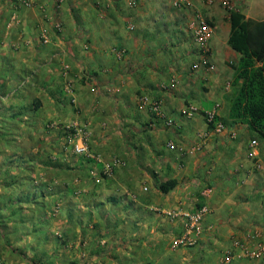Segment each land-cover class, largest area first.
<instances>
[{
    "label": "crops",
    "instance_id": "0c3cea01",
    "mask_svg": "<svg viewBox=\"0 0 264 264\" xmlns=\"http://www.w3.org/2000/svg\"><path fill=\"white\" fill-rule=\"evenodd\" d=\"M158 1L62 0L60 4L55 0H33L35 7L18 4L10 8L8 15L1 12L0 50L3 39L11 43L10 48L5 43L6 48L0 51V98L11 103L8 123L16 127L17 134L30 135L41 131L42 123L48 119L58 118L66 123L72 119L86 121L93 149L101 154L92 174L86 171L85 176L73 174L72 167L65 165L51 169L50 159L37 155L9 159L0 172V258L6 264H264L263 258L250 259L238 246L241 242L255 248L264 243V156H248L253 139L250 129L228 118L233 95L231 64L240 57L227 43L229 20L223 36L216 33L211 41L209 56L214 68L193 67L199 55L187 46L172 48L167 53L156 47L154 52H159L160 60L143 67V26L132 33L126 30L123 43L129 47L130 56L138 57L141 64L136 73L139 77L133 81L136 89L162 99L166 118L172 120L166 131H151L149 127L143 140L138 141L143 151L158 150L161 160L150 161L128 152L131 146L122 132L127 116L119 107L127 97H118L116 101L103 96V91L94 89L95 84H85L81 79L80 67L100 71L104 52L110 47L106 43L119 36L121 13L129 11L126 19L141 24L143 6H157ZM80 3L82 28L98 50H87L81 41L86 35L78 30L69 8ZM236 7L247 17L264 19V0H238ZM12 14L18 15L19 24H15L18 20ZM160 15L163 22L171 20L162 9ZM52 16L63 22L59 34L48 24ZM181 21L177 19L176 23ZM43 35L51 41L42 44ZM67 62L73 67L72 79L81 81L76 85V106H81V114L66 115L65 106L58 103V88L49 87L53 75L60 73ZM41 73L46 77L41 78ZM99 76L104 74L98 73ZM121 78L124 86L126 79ZM32 92H37L35 95L41 96L38 98L42 101L34 115L22 109L33 104ZM189 104L198 108L197 115L184 112ZM217 104L218 114L227 125L222 133L212 131L206 120L208 111ZM15 112L21 114L13 118ZM146 114L143 118L148 124L154 115L144 111L143 115ZM164 123L165 119L157 124ZM53 130L63 135L65 132L58 127ZM207 130L210 132L206 135ZM170 141L183 146L200 144L202 148L196 154L182 153L169 148ZM21 142L30 149L26 140ZM262 147L260 144L261 150ZM2 161L3 158L0 165ZM59 162L63 166V159ZM78 162L79 157L75 165ZM257 162L261 163L257 166ZM107 163L113 164L114 171L105 178L100 176V169ZM36 164L41 168L37 170ZM172 178L177 179V185L162 192L160 183ZM204 204L211 212L206 217L203 235L193 246H174L175 236L184 230L181 220L170 212H196ZM228 252L229 263L223 261Z\"/></svg>",
    "mask_w": 264,
    "mask_h": 264
},
{
    "label": "rangeland",
    "instance_id": "374dc122",
    "mask_svg": "<svg viewBox=\"0 0 264 264\" xmlns=\"http://www.w3.org/2000/svg\"><path fill=\"white\" fill-rule=\"evenodd\" d=\"M77 1H79V0H77ZM81 1L83 2L84 0H81ZM134 1H137V0H134ZM237 1L238 0H184V1H180V0H159L157 6H147V7L143 6V23H141V24H140V22L138 24L137 22H135L133 20L128 21L126 19V16H129L130 13H129V11L124 10V12L121 13V15H123L122 16L123 20L121 21V23H118V26L120 27V32H118L117 35H119V36H117L116 39H113V38L109 39V41L106 43V45L110 46V47H107L106 51L104 52V57L102 58L104 62L100 64V71H99V69H96L94 67L93 68L92 67L91 68L85 67L84 69H82V67H80L81 72H82V76H81L82 78L81 79L85 82V84H87V83L95 84V85H93L94 89H97V91H99V93H101L103 91L102 92L103 96L110 97V98L113 97L114 100H116V98H118V97H124V98L127 97V99L123 100L122 105L119 104L120 105L119 107H121V109L122 108L124 109V111L126 113L125 115L127 116V119H129V120L123 119L125 129L122 131L124 133V136L127 137V139H128L127 141H128L129 146L132 147V148L131 147L128 148V152H130V153L135 152V154H134L135 156L141 155L144 159L150 160V161L161 160L160 158H162V157H160L161 155L158 152V150L152 149L151 151H148V152L143 151V147H141L139 145L138 141H140L141 139L143 140V135L146 131H149V127L151 128V131H155V130L158 131L160 128H161V130L166 131L167 130L166 128L169 126L166 125L165 123L163 126L162 125L159 126L157 123L154 122V120H153V123L150 120V122H149L150 124L148 123L149 124L148 125L147 124L148 120H145L146 118H143V117H147V114L145 116L143 115L144 111H146V112L148 111L149 114H151V110L149 109L148 104H143V102H144L143 98H145L146 96H150L151 98H154V96L152 95V93L143 92V89L137 90L136 85L133 82L136 80L137 77H139L136 75V73H139V71L141 69V64L139 63L138 57L135 58L134 56H130L129 47L127 46V44L123 43L124 40L127 38L126 37V34H127L126 30L132 33L134 30H137L139 28V26H143V60H141L140 62L143 61V67L146 65H149V63H151V62H152L151 63V66H152L153 64L154 65L156 64L155 62L160 60V58L157 57V54L159 52L157 54L154 52L156 47H159L162 50V52H164V53L169 52L172 48H174V49H176L177 47L184 48L185 46L189 47L190 49H194L196 52H198L197 49L199 46H198L197 41L195 39L194 27L200 22V20L202 18L206 19V20L210 19L214 24V25L210 24L213 28V31H214L212 39L214 38L216 33H218V35H220V36H223V34L227 31V25L226 24L228 23V21H227L228 16H226V15H228V14H226V13H228V10L231 7H236ZM6 2L8 4L4 3V0H0V19L2 18L1 12H3V13L5 12L8 15L9 11H11V9H14V7H13L14 5H16V7L18 4L24 5L28 8L36 6V4H35V2H33V0H19L16 3H14L13 5H11V3L15 2L14 0H6ZM55 2L56 3L58 2L61 4L62 0H55ZM123 2H125V0H123ZM227 2H228V4H227ZM1 3H2V5H1ZM83 7H85V5ZM129 7H131V4H129ZM69 8H70L71 14L75 17V19L78 22V30L80 32L83 31L84 34L86 35V36H84V38L81 36L82 37L81 41H82L84 47H86L87 50H89V51L98 50L94 46V42H93L92 38H90L88 36L87 31H85V29L82 28L83 27L82 25L84 22L81 20V18L83 19V15L80 13L81 3L78 4V6L71 4L69 6ZM161 9L163 10V12H166L168 17H170V19H171L167 23L161 21V19H160L163 17V16L161 17V15H160ZM156 11H157V13H156ZM103 12L104 11H102V13ZM222 13H224V16L222 15ZM13 15H16V17L14 18L15 21L18 20V23H15V24H19L20 19H19L18 15L12 14L11 15L12 18H13ZM159 15H160V17H159ZM173 17H175L176 20L182 19V21L180 23H176V20H174ZM57 20L58 19H56L55 16H54V18L52 16L51 19L49 20L48 24L50 26V29L51 28L54 29L55 32L57 34H59L56 31ZM8 23H10L9 24L10 27H13V26H11V24H12L11 20ZM61 23L63 25V22H61ZM159 28H161V30ZM45 29L46 30H44V31H47L48 28H45ZM178 33H182V36H180V34H178ZM161 34H162V36H161ZM43 39H44V35L41 36V38H40L42 44L45 43ZM212 39L209 42L210 50L212 49V46H211ZM3 40H4V42L1 44V47H2L0 50L1 52H3V50L6 48L5 43H8L7 48H10V45H11V43H9L10 41L8 39H3ZM62 40L63 39H61V41ZM107 40L108 39H106V41ZM180 40H183L182 43H178ZM0 41H1V38H0ZM14 44H12V45L17 47L16 43H14ZM67 45H69V44H67ZM93 46H94V48H93ZM151 52H154L156 55L152 54V56H151ZM167 57H171V55H168ZM132 58L135 59V61H133ZM126 61H128V63ZM114 65H115V67H117V69L114 67ZM98 73H103L104 76L97 77ZM109 74H112V75L115 74V76L108 78ZM57 75L56 74L53 75L54 79L51 80V84L49 87H51V88L57 87L59 89L61 87V85L64 84L65 81H67V79H70V80L74 81L73 84H75V89H76V85L81 82L80 80L77 82L74 79H72V73L71 74L69 73V75L66 76L62 70L60 73L57 72ZM116 76L120 77L119 81H117L116 78H118V77H116ZM40 77L45 78L46 76L44 73H41ZM121 77H125V79H126L124 86H123V82H122L123 78H121ZM143 77L144 76H142L141 78L143 79ZM94 79L96 80V82H94ZM99 81H102V82H99ZM200 82H201V80H200ZM40 83L42 84L43 87H45L44 82H40ZM52 84H53V86H52ZM48 90L46 88L45 92H47ZM233 91H234V88H233ZM36 93L32 92V94H34V96H32V98L35 99L37 97H41V96H36L35 95ZM61 99H63V95H61ZM60 102L62 103V105L65 104V106H66L65 108L68 112V114H66V115H69L70 113H75V109H76L75 104H71L69 100H65L64 103H63V100ZM78 103H79V100H78ZM0 105H1L2 109H7L8 113H10L9 106L11 105V103L9 102L8 99H5L4 102L0 99ZM116 105H117V103H116ZM80 107L81 106H79V108ZM218 107H217V112L215 114L213 122L216 124L217 122L220 121V119H222V121L226 125V120L221 118L218 114ZM118 111L121 114H124L123 110H120L119 108H118ZM149 117H151V115H149ZM217 117H218V119H217ZM0 121H1V117H0ZM107 125H108V123H107ZM46 130L43 131V129H42L41 131L40 130L36 131L30 135H23L20 133L19 134L16 133V140L12 144V147H7V148H4V145H3L4 142H1V141H7V139L2 138L0 136V159L3 158V156L6 152L9 154L15 153L13 155V157H18V156L26 157V156H30V155H37V156H40L43 158L53 159L55 161L56 160L59 161L60 159H63V166H59V165L53 166L52 165L49 167H51V169H58V168H63L64 165L66 167L68 165H71L73 168V171H71V172L73 174H83L86 171L89 172V175L92 174L91 173L92 169L97 165L94 162L92 164H88L85 167V171L83 170L84 168L81 169L80 162H78L77 165L75 166L76 161H78L79 155L72 151V147L70 146V143L67 141V135L65 136V135L59 133V131H54V130L51 133H45ZM211 130L214 132L216 131V129H214V128H211ZM130 132H131V135H130ZM209 132H210V130H207L206 135ZM161 133H163V132L160 131V134ZM251 133H252V135H254L252 131H251ZM21 139H23V141L26 140L27 143L30 144V146H29L30 149L28 147H26V145L22 144V142L20 143ZM253 139H256L258 142L259 151H260V154H258V156L263 157L264 156V149H263L264 142L260 141L258 138H255V137ZM32 143L35 144V147L31 146ZM260 144L263 146L262 150L260 149ZM195 145H197V144L188 145V146L181 145L184 147V150H181V152L185 153V152H187L189 147L195 146ZM33 148H35L34 151H33ZM61 150L63 152H65L62 156H61V152H62ZM196 152H192V151L190 152L189 151V153H191V154H196ZM96 153L100 154V152H96ZM100 157H101V154H100ZM131 157H132V155H131ZM46 161H48V160H46ZM59 163L60 162H58L57 164H59ZM71 166H68V167H71ZM39 167L41 168V166L37 165V167H36L37 170ZM97 170H99V168L95 169V171H97ZM100 171H101V169H100ZM0 172H1V166H0ZM101 175H102V171L100 173V176ZM95 183H97V181H95ZM81 190H83V189H81ZM85 190H87V188Z\"/></svg>",
    "mask_w": 264,
    "mask_h": 264
},
{
    "label": "trees",
    "instance_id": "16d2710c",
    "mask_svg": "<svg viewBox=\"0 0 264 264\" xmlns=\"http://www.w3.org/2000/svg\"><path fill=\"white\" fill-rule=\"evenodd\" d=\"M228 14L230 31L227 43L240 55L238 61L231 64L234 69L231 80V85L234 88V91L232 88L233 95L230 99L228 118L233 123L246 124L253 132V138H258L260 141L264 142V19L258 20L247 17L245 12L237 7H231L228 10ZM207 21L211 25L213 24L210 19H207ZM71 69L73 70L72 64ZM72 70H70V74L72 73ZM69 82L75 88V84H73L74 81L67 79V81H65L62 85V88L58 89L59 104H62L60 102L62 100L63 103L65 100H69L71 104H75L76 114H81V109L76 106L78 103L76 89H74L75 92L73 94L77 103L73 101L74 96L66 89V84ZM172 84L173 87H175L176 80H173ZM61 95H63V99H61ZM41 105L42 101L37 97L34 99L33 104L28 103L25 108L22 109H25V113L29 114L32 112L34 115V110L38 109ZM63 106H65V104H63ZM8 114V110L2 109L0 105V136L7 139V141L1 142H4V146L12 147V144L16 140V132L18 130H16V127H13L8 123V120L11 119V115L9 116ZM20 114L21 112H15L12 117L14 118V116L16 117ZM53 121H57L58 125L55 126L62 128L65 131L64 135H68L69 131L73 130L65 126L66 122H60L57 118L48 119L45 123H42L43 131L46 129L47 132L52 131L54 128L51 126V123H53ZM28 123H31V121ZM11 157H13V154H9L7 152L4 154L3 161L0 165L1 173L2 168L8 164ZM58 162V160L55 161L50 159L49 165L51 166L52 164L55 166L58 165ZM79 162L81 169L84 168L83 170L85 171V167L88 164H92L93 162L97 164L98 161L91 156L79 155ZM85 174L86 173H84V176ZM102 176L107 178V175L104 172H102ZM177 183L178 181L175 178L164 180L160 183V189L162 192L167 193L172 190ZM75 188L76 187H73V189ZM0 264L6 263L0 258Z\"/></svg>",
    "mask_w": 264,
    "mask_h": 264
},
{
    "label": "built area",
    "instance_id": "2783aa9c",
    "mask_svg": "<svg viewBox=\"0 0 264 264\" xmlns=\"http://www.w3.org/2000/svg\"><path fill=\"white\" fill-rule=\"evenodd\" d=\"M19 1V0H18ZM184 1V0H180ZM228 4V2H227ZM63 29V25L60 21L56 22V31L61 32ZM194 33H195V39L197 41V44L201 50V56H202V62H196L194 65L195 68L199 67L201 64H208L210 68H214V65L209 63L207 53L209 52V42L213 37L214 31L210 23L206 19H201L200 22L194 27ZM44 42L48 43L51 41L49 36L44 35ZM71 70V63H64L62 66V71L66 76L69 75ZM173 83V81H172ZM171 83V84H172ZM173 85V84H172ZM66 89L71 93V95L74 96V87L69 82L66 84ZM73 101H76L75 96L73 98ZM143 104H148L149 109L151 110V113L154 115V122L157 123L163 119H165L167 125L172 124L171 119L166 118V114L163 110V101L160 98L154 97L151 98L150 96H146L143 98ZM219 105L217 104L212 110L208 111L207 113V121L208 123H211L214 121L215 114L217 112V107ZM184 112L188 116H195L198 112V108L191 104L187 106L184 110ZM59 123V122H58ZM53 128H57L58 125L57 121H53L51 123ZM65 126L67 128H70L72 131H69L67 135V141L70 143V146L72 147V151L78 155H87L94 157L97 161L100 160V154H97L95 150L93 149L92 143H91V131L89 129V124L86 122L80 123L78 119H72L70 122L65 123ZM216 131L221 132L224 130L225 126L222 122L216 123ZM257 145L258 142L256 140H252L250 144L249 149V156L255 157L257 152ZM168 146L171 149H180L184 150L183 146L177 145L175 142L170 141L168 143ZM202 147L200 144H197L195 146H191L188 148V152H196L200 150ZM102 171L107 175L111 176L113 175V164L107 163L103 165ZM210 190V187L207 188V191ZM211 210L210 207L207 204L202 205L196 212H187L182 210H175L170 212V214L175 217L179 218L181 220V224L183 226V232L181 234L176 235L174 238L173 244L174 246H193L195 245L199 238L203 235L205 231V220L207 219V215L210 214ZM209 228V227H208ZM243 251V254L247 256L250 259H264V243H260L257 247L251 248L247 247L241 244V242L238 243ZM231 260V255L228 252L224 255L223 261L229 263Z\"/></svg>",
    "mask_w": 264,
    "mask_h": 264
},
{
    "label": "clouds",
    "instance_id": "9594fccd",
    "mask_svg": "<svg viewBox=\"0 0 264 264\" xmlns=\"http://www.w3.org/2000/svg\"><path fill=\"white\" fill-rule=\"evenodd\" d=\"M15 1V3L18 1V0H14ZM197 51H198V55H199V58H198V60L196 61V62H201V63H203L202 62V56H201V50H200V48L198 47V49H197ZM210 53H211V50H210V48H209V52L207 53V57H208V60H209V63H211V64H213L214 65V63H213V61L211 60V55H210ZM210 55V56H209ZM196 62H194L193 64H192V66L194 67V65L196 64ZM201 65H205V64H201ZM200 65V66H201ZM199 66V67H200ZM206 66H209L208 64H206ZM198 68V67H197ZM158 98V97H157ZM163 110H164V108H163ZM164 113H165V111H164ZM198 113V112H197ZM152 114V113H151ZM166 114V113H165ZM197 115V114H196ZM206 120H207V116H206ZM162 121V120H161ZM160 122V121H159ZM159 122H157V123H159ZM219 122H222L223 124H224V126H225V128H224V130L223 131H225V129H226V125H225V123L222 121V119H220V121ZM152 123H153V119H152ZM207 123H208V121H207ZM208 125H209V127L210 128H214V129H216L215 127H216V124L214 123V122H211V123H208ZM214 126V127H213ZM223 131H221V132H217V131H215V133H222ZM253 140H256V139H253ZM257 141V140H256ZM177 144V143H176ZM179 146H181V145H179ZM169 147V146H168ZM170 148V147H169ZM249 149H250V146L248 147V152H249ZM257 152H258V154H259V151H258V145H257ZM258 154L255 156V157H251V158H258ZM248 156H249V154H248ZM250 157V156H249ZM259 163H261V162H257L256 163V165L258 166L259 165ZM101 171H102V169H101ZM103 172V171H102ZM201 207V206H200ZM176 237V236H175Z\"/></svg>",
    "mask_w": 264,
    "mask_h": 264
}]
</instances>
